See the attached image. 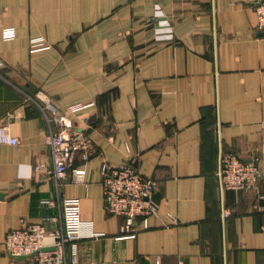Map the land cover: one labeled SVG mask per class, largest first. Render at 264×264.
<instances>
[{"label": "crops", "instance_id": "1", "mask_svg": "<svg viewBox=\"0 0 264 264\" xmlns=\"http://www.w3.org/2000/svg\"><path fill=\"white\" fill-rule=\"evenodd\" d=\"M256 1L0 0V29H15L11 39L0 36V127L18 139L0 143V264H34L6 253L4 237L23 220L58 226L64 197L80 199L97 233L78 240L77 264H264V177L260 198L221 191L216 174L220 147L264 165ZM39 36L48 47L31 51L29 39ZM37 91L71 111L73 130L95 119V151L72 158L83 181L71 171L61 186L46 176L50 125ZM128 156L155 180L158 204L135 236L105 209L100 183L103 163ZM50 216L57 220L43 219Z\"/></svg>", "mask_w": 264, "mask_h": 264}, {"label": "built area", "instance_id": "2", "mask_svg": "<svg viewBox=\"0 0 264 264\" xmlns=\"http://www.w3.org/2000/svg\"><path fill=\"white\" fill-rule=\"evenodd\" d=\"M254 11L256 29L264 33V0L255 2ZM14 33L13 27L0 29V36L4 40L13 38ZM46 44L45 39L40 36L29 39L31 51ZM2 64L0 58V66ZM35 98L41 113L50 125L44 141L50 150L52 167L46 169V176L53 178L58 186L62 185V180L69 171L72 174V181H83V174L72 167V158L76 151H81L84 159H88L95 151L89 134V130L95 128V119L85 117L82 119L85 126L73 130L71 111L57 109L52 105L49 96L41 91L35 93ZM0 143L17 144L18 139L11 135L6 127L1 126ZM133 159L128 156L117 165L103 163L100 170L104 207L109 213L124 218L120 231L127 236H135L140 228L148 227V218L158 211V204L153 196L155 180L145 177L135 166ZM40 166L37 163L35 169H39ZM216 174L221 191L250 190L255 192L257 197H263L257 187L264 177V165L258 163L257 156L246 161L236 152L220 147ZM43 202L50 204L49 200ZM60 208L58 217L60 224L50 231H47L42 219L23 220L19 227L8 230L4 237V251L12 258L31 256L34 264H77L78 240L95 237L97 233L93 229L92 221L82 219L78 197H64ZM228 214L227 210L223 211V217ZM167 216L173 223L177 222L174 215L168 213ZM43 219L57 220V216ZM137 221H140L143 227H138ZM46 236L52 238V242L48 245L44 243Z\"/></svg>", "mask_w": 264, "mask_h": 264}, {"label": "water", "instance_id": "3", "mask_svg": "<svg viewBox=\"0 0 264 264\" xmlns=\"http://www.w3.org/2000/svg\"><path fill=\"white\" fill-rule=\"evenodd\" d=\"M2 195V193L0 192V196ZM21 257H23V256H17L16 258H21Z\"/></svg>", "mask_w": 264, "mask_h": 264}]
</instances>
